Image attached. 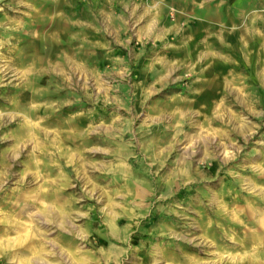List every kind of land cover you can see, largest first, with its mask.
Returning a JSON list of instances; mask_svg holds the SVG:
<instances>
[{"label":"rangeland","instance_id":"1","mask_svg":"<svg viewBox=\"0 0 264 264\" xmlns=\"http://www.w3.org/2000/svg\"><path fill=\"white\" fill-rule=\"evenodd\" d=\"M20 262L264 264V0H0Z\"/></svg>","mask_w":264,"mask_h":264},{"label":"bare ground","instance_id":"2","mask_svg":"<svg viewBox=\"0 0 264 264\" xmlns=\"http://www.w3.org/2000/svg\"><path fill=\"white\" fill-rule=\"evenodd\" d=\"M56 218V217H55ZM31 251V250H30ZM19 264H22V262H20Z\"/></svg>","mask_w":264,"mask_h":264}]
</instances>
